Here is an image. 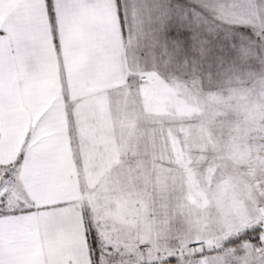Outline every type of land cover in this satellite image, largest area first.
Returning <instances> with one entry per match:
<instances>
[{
    "label": "snow or ice",
    "instance_id": "obj_1",
    "mask_svg": "<svg viewBox=\"0 0 264 264\" xmlns=\"http://www.w3.org/2000/svg\"><path fill=\"white\" fill-rule=\"evenodd\" d=\"M0 264H264V0H0Z\"/></svg>",
    "mask_w": 264,
    "mask_h": 264
}]
</instances>
